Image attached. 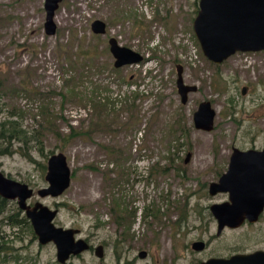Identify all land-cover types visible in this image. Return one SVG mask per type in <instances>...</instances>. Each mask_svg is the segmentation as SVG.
Here are the masks:
<instances>
[{
  "label": "rangeland",
  "instance_id": "obj_1",
  "mask_svg": "<svg viewBox=\"0 0 264 264\" xmlns=\"http://www.w3.org/2000/svg\"><path fill=\"white\" fill-rule=\"evenodd\" d=\"M199 2L63 0L49 35L45 0H0L2 105L21 110L26 129L42 131L28 149L33 160L16 143L0 153V170L34 188L29 203L58 209L56 226L80 229L76 237L91 244L62 263L54 242L41 244L34 228L11 224V215L26 214L9 200L0 210V264H197L264 249V215L219 234L210 206L229 193L209 192L235 147L264 148V51L211 61L193 26ZM96 19L106 22V34L92 30ZM111 37L144 59L115 67ZM178 64L198 87L186 103ZM202 101L216 112L210 131L195 125ZM72 129L89 133L64 146L58 133ZM58 152L68 157L71 185L40 197L48 159ZM197 241L205 249H194Z\"/></svg>",
  "mask_w": 264,
  "mask_h": 264
},
{
  "label": "water",
  "instance_id": "obj_2",
  "mask_svg": "<svg viewBox=\"0 0 264 264\" xmlns=\"http://www.w3.org/2000/svg\"><path fill=\"white\" fill-rule=\"evenodd\" d=\"M62 1L45 0V28L49 35L56 33L54 17ZM193 26L204 54L215 63H222L237 52L264 51V0H200ZM92 30L96 34H106L107 24L96 19L92 23ZM109 43L117 68L140 63L144 59V55L121 45L115 37H111ZM177 69L178 91L182 102L186 103L189 94L197 91L198 87L185 82L184 67L181 64H178ZM215 116L211 103L202 101L194 114L196 127L212 130ZM46 179L49 186L38 190L40 197L60 196L70 187L72 169L64 152L49 157ZM209 192L212 195L218 192L229 193L228 201L210 206L218 220L219 234L226 226L237 228L246 221L257 222L264 214V148L242 150L235 147L229 168L218 181L210 183ZM34 194L35 190L29 184L12 179L0 170V196L18 201L20 209L31 221L39 242L56 244L59 261L65 263L72 255L89 250L90 243L76 237L80 229L55 225L58 209H52L40 201L29 203ZM205 247L203 241L193 243L196 250ZM96 254L99 258L104 257L103 245L96 248ZM146 254V251H142L140 256L145 257ZM198 264H264V249L236 253L229 257H211Z\"/></svg>",
  "mask_w": 264,
  "mask_h": 264
},
{
  "label": "trees",
  "instance_id": "obj_3",
  "mask_svg": "<svg viewBox=\"0 0 264 264\" xmlns=\"http://www.w3.org/2000/svg\"><path fill=\"white\" fill-rule=\"evenodd\" d=\"M2 104L3 103L0 96V117L3 113L6 115L3 120H0V143L7 145L4 147V149H0V153L2 152L3 154H7L14 152V146L16 145V143H18L19 147H16V150H18L19 148V150L23 152V155L33 160V158L31 157V151H29L28 149L30 147L32 148L33 144H35V140L39 139V135H41L42 131L40 130V128L26 129L22 123L23 116L21 114V110H18L16 107L8 110L5 109L6 107ZM87 133L89 132L72 129L70 133L63 136L62 134L58 133V136L63 138V144L64 146H66L73 138L80 135H87ZM39 145V149L41 150V152H43L44 146L41 141H39ZM162 171L164 172L165 170ZM8 204L9 200L0 196V210H4V208L7 207ZM17 216L18 215L13 214L9 217L11 224L15 228H19L23 224L33 231L32 223L27 218V216H25L23 220L18 219ZM10 248L11 247L2 245L3 250H9Z\"/></svg>",
  "mask_w": 264,
  "mask_h": 264
},
{
  "label": "flooded vegetation",
  "instance_id": "obj_4",
  "mask_svg": "<svg viewBox=\"0 0 264 264\" xmlns=\"http://www.w3.org/2000/svg\"><path fill=\"white\" fill-rule=\"evenodd\" d=\"M257 52H258V51H257ZM230 161H231V155H230L229 158H228V166H227V169L229 168ZM225 172H226V171H225ZM220 177H221V176H220ZM262 215H264V214H262ZM262 215H261V216H262ZM261 216H260V218H261ZM258 221H259V220H258ZM86 241L89 242L87 239H86ZM48 243H49V242H48ZM89 243H90V242H89ZM46 244H47V243H46ZM90 245H91V244H90ZM90 249H91V247H90ZM90 249H89V250H90ZM95 250H96V249H95ZM104 253H105V251H104ZM96 255H97V254H96ZM73 256H74V255H72L71 257H73ZM77 256H78V255H77ZM104 256H105V255H104ZM71 257H70V258H71ZM103 258H104V257H103ZM103 258H101V259H103ZM208 259H209V258H208ZM100 263H101V262H100ZM103 263H104V262H103ZM199 263H200V262H199ZM104 264H105V263H104ZM197 264H198V263H197Z\"/></svg>",
  "mask_w": 264,
  "mask_h": 264
}]
</instances>
